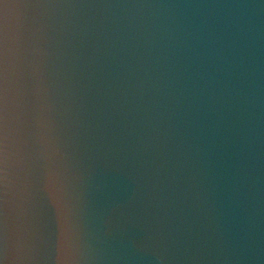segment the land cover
<instances>
[{
  "label": "water",
  "instance_id": "95a60500",
  "mask_svg": "<svg viewBox=\"0 0 264 264\" xmlns=\"http://www.w3.org/2000/svg\"><path fill=\"white\" fill-rule=\"evenodd\" d=\"M0 264H264V0H0Z\"/></svg>",
  "mask_w": 264,
  "mask_h": 264
}]
</instances>
